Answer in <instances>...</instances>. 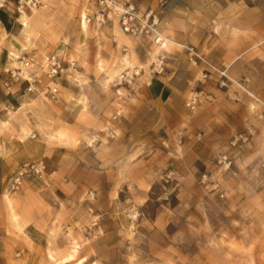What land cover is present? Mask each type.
I'll list each match as a JSON object with an SVG mask.
<instances>
[{
    "label": "rangeland",
    "instance_id": "obj_1",
    "mask_svg": "<svg viewBox=\"0 0 264 264\" xmlns=\"http://www.w3.org/2000/svg\"><path fill=\"white\" fill-rule=\"evenodd\" d=\"M92 7L90 0H41L37 9L23 11L40 21L28 38L21 14L11 13L21 23L19 43L1 52L3 78L19 65L21 52L39 61L58 52L74 64L52 99L25 91V82L9 83L16 92L23 88L18 92L23 102L14 118L19 130L14 123L0 129V151L10 156L20 140L59 145L88 169L70 198H55L50 188L36 191L26 181L0 195V207L17 228L19 210L45 227L49 223L50 238L33 261L12 251L9 264H264V39L245 48L250 51L245 57L258 59L249 70L225 69L222 78L213 71L205 79L197 71L191 88L215 76L224 96L213 99L196 86L203 94L191 111L185 105L189 88L169 125L123 136L116 123L123 122L138 82L124 89L115 80L127 66L139 67L138 77L149 73L158 47L145 40L150 55L143 64L127 38L129 54L119 39L112 49L102 28L122 33L116 22L97 25L91 19L82 28ZM166 48L171 51L172 44ZM127 142L134 147L126 149ZM94 158L103 175L94 172ZM68 253L74 258L61 262Z\"/></svg>",
    "mask_w": 264,
    "mask_h": 264
},
{
    "label": "crops",
    "instance_id": "obj_2",
    "mask_svg": "<svg viewBox=\"0 0 264 264\" xmlns=\"http://www.w3.org/2000/svg\"><path fill=\"white\" fill-rule=\"evenodd\" d=\"M133 2L140 11L152 10L158 16L159 32L172 44V50H168L166 70L163 74L156 75L149 72L136 78L138 84L124 107L123 122L120 119L116 123L123 136L139 132L148 135L150 129L159 131L161 125H169L171 119H175L173 111L180 108L181 95L197 79L198 70L211 69V66H219L226 70H249L258 60L257 57L247 58L244 54H249L250 51L245 49L249 44L255 43L258 47L264 39V0H133ZM11 13H14L11 8L10 11L0 8L2 34L0 57L1 52L9 51L11 46L19 43L15 39L17 29H20L21 23L24 24L22 19L20 23L18 17ZM6 17L10 19L7 20ZM27 20L28 27L23 25L22 29L26 38L29 37L28 29L30 35L31 31L40 25L38 19L34 21L28 17ZM85 27L86 24L82 21V28ZM102 31L107 36V44L112 46V49L113 42L119 39L129 54L127 38L137 61L143 64L148 59L150 55V50L146 49L148 41H136L124 33H116L113 26H103ZM184 45H194L202 53V59L196 64L189 61L182 48ZM103 52L110 51L103 50ZM239 54L244 56L240 57ZM1 72L0 129L5 127L4 123L15 122V114L20 111L23 102L21 95L18 94L23 88L17 89L19 91L16 92L11 89L10 84L5 86ZM213 79L203 84L195 82V86L202 87L204 91L211 93L213 99H218L224 96L225 92L218 88L217 77L214 76ZM179 98L180 103H176ZM35 102L38 103V100ZM14 125L16 128L19 126L15 123ZM121 135L117 134L113 137ZM13 146L14 152L12 151L10 156L0 151V195L10 191V176L20 164L39 157L45 159L46 177L43 180L34 177L25 180L31 189L43 191L50 188L54 191L55 198H58L57 194L70 198L78 193L77 186L81 183L83 172L88 166L83 164L77 155L67 153L65 148L59 145L48 148L43 143L26 144L20 140ZM125 146L126 149H132L134 143L127 142ZM92 163L94 172L103 175V170H97L95 167L102 163L95 158ZM107 173L111 174L112 169L104 174ZM7 214V209L1 206L0 264H9L12 251L18 254L17 257L26 256L28 261L32 262L38 252L42 251L43 243L50 238L47 233L49 223H46L45 227L38 217L34 220L30 217L26 218L25 213L23 215L19 210L17 224L21 227L17 228L15 224L10 223ZM14 257L17 259L16 256Z\"/></svg>",
    "mask_w": 264,
    "mask_h": 264
},
{
    "label": "built area",
    "instance_id": "obj_3",
    "mask_svg": "<svg viewBox=\"0 0 264 264\" xmlns=\"http://www.w3.org/2000/svg\"><path fill=\"white\" fill-rule=\"evenodd\" d=\"M93 5L92 17H85L86 23L91 19L97 24L102 25L106 22H116L122 33L128 37L141 41L146 40L158 47L154 52L153 58L149 62V70L152 74H163L166 70L168 50L166 48L167 39L159 32L158 16L152 10L142 12L134 4L133 0H90ZM41 4V0H0V8L18 13L24 10H31ZM183 50L189 61L197 63L202 59V53L194 45H184ZM123 51L125 50L122 47ZM18 66L7 69L8 78H4L3 83L8 86L11 81L25 82V91L32 94H42L49 98H55L58 92V81L67 74L69 67L74 64L67 61L61 53L55 52L46 55L41 61L35 55L21 52L17 55ZM41 71L42 75L37 72ZM219 74L220 78L226 77L225 68L211 66V69L201 71L202 78L211 76V72ZM141 69L135 65L127 66L118 74L114 86L129 88L140 75ZM198 82L201 83L199 79ZM219 86H223L224 80L218 81ZM118 94V90H116ZM203 91L196 86L190 87L189 97L185 105L194 111L198 105L199 97ZM205 99L208 95L203 96ZM122 112V109L120 110ZM111 136H114L111 133ZM47 165L43 158H36L20 164L12 173L9 180V188L18 190L22 183L30 177L43 179L46 175Z\"/></svg>",
    "mask_w": 264,
    "mask_h": 264
},
{
    "label": "bare ground",
    "instance_id": "obj_4",
    "mask_svg": "<svg viewBox=\"0 0 264 264\" xmlns=\"http://www.w3.org/2000/svg\"><path fill=\"white\" fill-rule=\"evenodd\" d=\"M33 9H37V7L36 8H32L31 10H33ZM22 13V12H21ZM20 13V14H21ZM21 19H22V21H23V25H25L26 26V28L28 27V16L26 15V14H22L21 15ZM83 22H85V20L83 19ZM85 24H86V22H85ZM31 25V24H30ZM29 25V26H30ZM31 31V30H30ZM28 36H29V29H28ZM165 45V44H164ZM74 258V254H72V253H68L67 255H65V256H63L62 258H61V262H63V263H66V262H69L70 260H72ZM82 262V261H81ZM72 264H79V262H74V263H72Z\"/></svg>",
    "mask_w": 264,
    "mask_h": 264
}]
</instances>
